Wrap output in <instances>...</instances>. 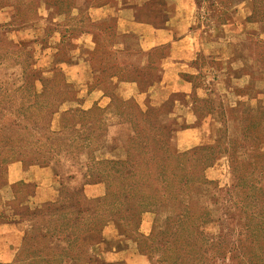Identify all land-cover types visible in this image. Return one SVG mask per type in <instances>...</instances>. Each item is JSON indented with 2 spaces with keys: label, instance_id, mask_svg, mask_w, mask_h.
I'll return each mask as SVG.
<instances>
[{
  "label": "rangeland",
  "instance_id": "1",
  "mask_svg": "<svg viewBox=\"0 0 264 264\" xmlns=\"http://www.w3.org/2000/svg\"><path fill=\"white\" fill-rule=\"evenodd\" d=\"M152 1L160 3V0ZM194 1V30L201 41H215L225 33L223 18L229 24L234 22L225 33L228 42L237 41L243 32L254 31L252 28L244 30L246 24L241 14L237 16L234 2L222 14L221 0ZM50 2L64 16L58 25L43 20L40 0H0V189L6 185L8 167L17 163L22 168L30 165L49 167L55 190L52 199L36 201L34 182L17 181L7 189L12 196L4 197L2 201L0 223L20 230L22 240L13 259L0 264H87L89 257L93 264L97 261L104 264H160V250L163 249L160 230L166 227V223H160V205L143 212L139 223L126 228V233L119 231L111 221L97 235L77 242L73 239L74 233L68 230L76 228L77 219L70 213V207L79 197L96 198L108 192L107 183L97 170L105 159H114L106 155L118 139H108L104 127L122 117L133 118L135 112L131 101L125 108L126 115L107 118L97 105L84 108L81 88L69 81L59 64V60L71 55V46L81 30L101 28L106 40L113 43L118 34L115 22L96 27L86 19L83 8L74 6V0ZM242 9H245L244 5L241 13ZM143 18L152 19L148 13ZM55 30L63 34L61 41ZM254 39H258L255 48L258 58L263 59L264 40L258 36ZM107 50L88 52L94 70L101 72L96 83L106 81L109 84L107 87H110L116 104L130 98H124L114 82L107 81L113 72L117 74L122 70L114 56H109L113 51ZM251 51L253 49L246 48V55ZM206 63L214 65L212 60L203 59L202 64ZM127 68L130 78H138V69ZM150 72L151 69L140 70V87L146 84ZM238 92L250 98L223 108L221 137L203 139L189 148L178 147L174 135L178 126L185 123L171 118L168 113L171 103H168L160 109L152 108L141 120L140 116L134 117L139 134L132 132L128 147L135 161L160 157L161 151L154 150L155 143L167 147L172 155L183 151L193 153L202 145L209 148L213 160L203 170L208 183L194 193L189 220H194V215L201 216L203 222H197L210 240L216 241L220 235H227L230 241L220 253H215L216 243L209 249L210 257L216 255L212 257L213 261L222 264H238L236 255L239 251L233 249V242L249 243L245 229L248 212L243 211L254 210L259 203L242 199L264 183V103L251 100L255 91L250 87ZM197 102L203 110L211 101ZM199 117H202L201 113ZM244 125L254 126L247 137L241 130ZM189 189L196 188L191 186ZM181 207L180 211L184 212L185 206ZM71 223L74 227H70Z\"/></svg>",
  "mask_w": 264,
  "mask_h": 264
},
{
  "label": "crops",
  "instance_id": "2",
  "mask_svg": "<svg viewBox=\"0 0 264 264\" xmlns=\"http://www.w3.org/2000/svg\"><path fill=\"white\" fill-rule=\"evenodd\" d=\"M74 1V6L83 8L86 19L96 27L115 22L118 32L117 39L110 43L101 28L81 30L71 46V55L59 60L69 81L81 88L84 108L97 105L104 110V117L116 115L113 94L107 87L109 84L106 81L96 83L101 72L94 70L88 50L98 49L112 50L109 56H114L119 65L139 70L138 78H130L127 74L109 76L107 81L114 82L124 98L134 99L143 110L160 109L171 103L168 110L171 118L185 123L178 126L174 135L178 147L189 148L200 144L203 139L218 137L223 108L250 98L241 96L240 89L252 88L255 96L251 100L264 103V58H258L255 51L258 39H254L258 36L264 40V22L247 20L250 14L248 0L233 2L237 16L241 14L246 24L242 29L252 28L254 31L243 32L242 37L233 42H228L225 33L234 22L223 24L225 36L221 35L218 40L203 42L198 38L194 30V0H160V3L152 0ZM40 3L43 20L57 25L62 22L64 16L56 5L50 0H40ZM243 5L245 9L241 13ZM147 13L152 19L143 18ZM55 31L58 41H61L63 34ZM246 48L253 51L246 55ZM203 59L207 62L212 60L214 65L202 64ZM148 69L152 72L146 84L140 87V70ZM197 100L211 102L200 110ZM199 113L202 115L200 119ZM129 127L130 122L121 120L107 125L105 133L108 139H122L120 144L111 146L107 157L118 159L126 156L124 140ZM21 180L36 183L33 196L36 201L52 199L55 194L53 173L49 167L30 165L22 168L13 163L8 167L6 185L0 189V213L4 208V197L12 196L7 189ZM21 240L20 230L0 223V262L13 259Z\"/></svg>",
  "mask_w": 264,
  "mask_h": 264
},
{
  "label": "trees",
  "instance_id": "3",
  "mask_svg": "<svg viewBox=\"0 0 264 264\" xmlns=\"http://www.w3.org/2000/svg\"><path fill=\"white\" fill-rule=\"evenodd\" d=\"M232 3L233 0L220 1V4L224 5L222 14L226 13L225 8H229ZM248 5L250 14L247 20L264 22V0H248ZM226 23L228 21L223 18L222 24ZM99 50L105 51L102 49L96 51ZM120 67L122 70L119 73L112 74L119 76L127 74V67L121 65ZM130 101L133 103L131 108L135 112L134 117L140 116L141 120L150 114L152 108L143 110L134 99L121 100L116 104L113 102L114 113L126 115L125 108H128ZM96 107L101 109L104 115V110L99 106ZM118 108L120 111L117 110ZM248 113L249 111L246 114ZM134 117L120 118L121 121L131 123L126 141L124 140L127 150L125 160L123 158L105 159L102 162L103 166L97 170L98 175L107 183L108 192L96 198L79 197L78 202L70 207V213L77 219L75 230L68 229L74 233V241L84 242L85 237L97 235L101 228L111 221L119 231L126 233V228L139 223L143 212L160 205V223H166V227L160 230V237L162 236L160 241L163 243V249L160 250V264H222L219 263L220 261H213L216 255L210 257L209 249L216 243L215 253H220L230 239L224 234L220 235L216 241L210 240L204 234L203 227L197 222V220L203 222L201 216L194 215V220H189L190 204L195 199L194 193H198L203 184L208 183L203 170L206 165H211L213 160L209 148L202 145L194 149L193 153L183 151L172 155L168 153L167 147L155 143L154 150L161 151L160 157H151L149 161H135L128 148L132 132L138 133V125ZM107 125L104 127V132ZM253 127V125H244L241 128L243 135L249 136ZM222 129H220L219 137L222 136ZM116 139H118L116 144H120L122 139L114 138ZM191 186H195L196 189L190 190ZM255 189L256 191L247 193L242 199L249 198L259 203L254 210L243 211L248 212L245 229L250 239L249 243L241 240L232 243L233 249L239 251L236 255L238 264H264V183ZM181 206H185L184 212L180 211ZM70 227H74V223H71ZM87 262V264H93L90 257ZM95 264L104 263L97 261Z\"/></svg>",
  "mask_w": 264,
  "mask_h": 264
}]
</instances>
